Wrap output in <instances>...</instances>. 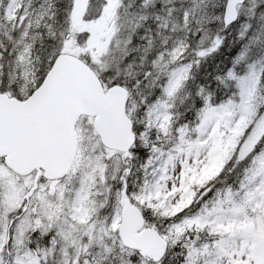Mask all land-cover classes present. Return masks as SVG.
Returning a JSON list of instances; mask_svg holds the SVG:
<instances>
[{"label":"snow or ice","instance_id":"snow-or-ice-1","mask_svg":"<svg viewBox=\"0 0 264 264\" xmlns=\"http://www.w3.org/2000/svg\"><path fill=\"white\" fill-rule=\"evenodd\" d=\"M0 264H264V0H0Z\"/></svg>","mask_w":264,"mask_h":264}]
</instances>
